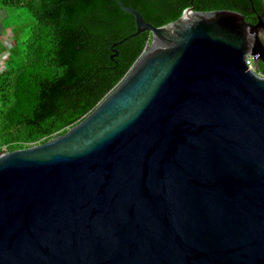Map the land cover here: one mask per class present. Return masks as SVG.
Masks as SVG:
<instances>
[{
	"label": "water",
	"instance_id": "95a60500",
	"mask_svg": "<svg viewBox=\"0 0 264 264\" xmlns=\"http://www.w3.org/2000/svg\"><path fill=\"white\" fill-rule=\"evenodd\" d=\"M115 1L113 45L150 39L80 121L0 153V264H264V0L160 26Z\"/></svg>",
	"mask_w": 264,
	"mask_h": 264
},
{
	"label": "trees",
	"instance_id": "16d2710c",
	"mask_svg": "<svg viewBox=\"0 0 264 264\" xmlns=\"http://www.w3.org/2000/svg\"><path fill=\"white\" fill-rule=\"evenodd\" d=\"M121 2L160 26L189 6L258 15L263 0ZM6 8L27 9L34 24L13 46L22 44L21 54H11L12 47L0 72V153L45 142L80 121L122 79L150 39L143 31L113 45L136 29L134 16L115 0H0V9ZM259 68L264 72V64Z\"/></svg>",
	"mask_w": 264,
	"mask_h": 264
},
{
	"label": "rangeland",
	"instance_id": "374dc122",
	"mask_svg": "<svg viewBox=\"0 0 264 264\" xmlns=\"http://www.w3.org/2000/svg\"><path fill=\"white\" fill-rule=\"evenodd\" d=\"M4 12L8 14V17L4 19V25H12V28L14 30L12 37L14 38V40H18L16 41V44L19 41L21 43L28 37L29 29L34 24L29 11L25 8H6ZM22 50V44H19L14 49H11V54H13L14 56H18L21 54ZM3 59L6 60L7 58Z\"/></svg>",
	"mask_w": 264,
	"mask_h": 264
},
{
	"label": "crops",
	"instance_id": "0c3cea01",
	"mask_svg": "<svg viewBox=\"0 0 264 264\" xmlns=\"http://www.w3.org/2000/svg\"><path fill=\"white\" fill-rule=\"evenodd\" d=\"M4 9H0V72L4 69V59L9 56L10 49L16 44L13 36L12 25H4V19L8 17V14L4 12Z\"/></svg>",
	"mask_w": 264,
	"mask_h": 264
}]
</instances>
